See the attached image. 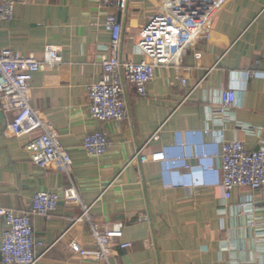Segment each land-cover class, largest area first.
Instances as JSON below:
<instances>
[{"label":"crops","instance_id":"crops-1","mask_svg":"<svg viewBox=\"0 0 264 264\" xmlns=\"http://www.w3.org/2000/svg\"><path fill=\"white\" fill-rule=\"evenodd\" d=\"M0 1L16 3L13 19L0 23V48L38 61L47 46L62 51L59 67L34 76L30 102L69 151V175L59 163L34 165L25 146L36 135L12 137L15 114L0 110V208L29 213L38 193L61 196L72 185L80 197L71 205L61 199L49 218L33 217L35 235L48 249L38 264H107L72 251L73 244L94 248L92 224L101 231L121 225V242L132 245L114 248L108 264H264V188H236L225 200L218 141L224 130L228 141L264 149V0H228L193 49L156 69L147 97L127 86L128 118L120 123L89 114L86 89L100 81L110 44L101 0ZM165 1L129 0L117 12L121 61L145 59L135 47L138 33ZM209 1L177 4L194 16ZM230 88L236 104L219 117ZM97 130L112 143L101 158L82 147L84 136ZM158 131L160 139L144 153H164L165 160H134ZM86 208L90 222L81 219ZM3 233L0 217V242Z\"/></svg>","mask_w":264,"mask_h":264},{"label":"built area","instance_id":"built-area-1","mask_svg":"<svg viewBox=\"0 0 264 264\" xmlns=\"http://www.w3.org/2000/svg\"><path fill=\"white\" fill-rule=\"evenodd\" d=\"M129 0H101L106 12L105 31L110 35L108 57L103 61V74L97 83L87 86L89 114L92 119L101 122H124L128 118L127 86L136 94L145 98L149 85L155 79L156 69L169 66L194 48L199 35L209 27L212 19L226 5L228 0H210L206 10L200 15L186 16L179 9L182 2L191 0H166L163 10L149 19L141 28L136 40V49L145 59L139 63L123 62L119 56L123 27L117 12L127 8ZM16 3L0 1V23L13 19ZM42 61L34 57H24L9 49L0 48V110L15 114L8 127L12 137L26 134L36 135L25 149L34 165L47 168L59 163L62 170L69 175L73 159L63 147L58 137L52 135L39 113L30 102L31 84L34 76L45 68H56L63 63L62 51L53 46L45 48ZM196 53V58H201ZM250 75V74H249ZM252 76V75H250ZM186 84V81H183ZM236 104L234 89L223 94L218 115L225 116ZM209 132L206 134L208 135ZM159 131L136 153L134 160L141 163L164 161V153L147 156L144 150L152 141H158ZM222 155L220 166L223 171L222 185L225 189V200L232 198L236 188L260 190L264 188V149L250 150L243 142L228 141L224 130L218 135ZM111 140L105 130H97L84 136L82 147L92 157L101 158L111 148ZM68 205L80 203L76 188H66L62 195L43 191L38 193L29 213L18 214L11 209L0 208V217L4 222V233L0 242L2 264H38L47 252V247L35 235L33 217L49 218L59 209L60 202ZM89 210L84 209L81 217L90 222ZM79 219V220H81ZM94 248L84 249L78 244L72 245V251L88 262L109 263L114 248L126 250L130 243H124V229L117 225L112 229L101 231L92 224ZM42 250V252H40Z\"/></svg>","mask_w":264,"mask_h":264}]
</instances>
